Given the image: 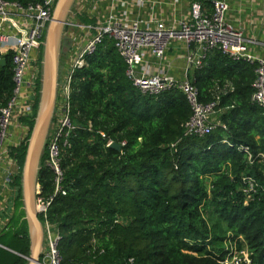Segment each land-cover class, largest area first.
<instances>
[{
	"label": "trees",
	"instance_id": "trees-1",
	"mask_svg": "<svg viewBox=\"0 0 264 264\" xmlns=\"http://www.w3.org/2000/svg\"><path fill=\"white\" fill-rule=\"evenodd\" d=\"M5 1L24 8L40 3ZM5 59L0 107L15 88L12 53ZM189 78L203 104L216 100L217 86H232L220 97L218 125L202 137L185 136L192 109L184 94L141 93L112 41L105 39L75 72V129L60 142L66 195L56 192L48 150L38 173V197L52 200L47 220L61 236V264H264V109L252 101L255 66L215 51ZM40 91L41 83L29 138L14 151L20 174L11 185L10 218L0 230V245L14 253L0 247V264H28L31 255L22 172ZM109 140L126 145L117 151L107 147ZM240 147L249 149L251 160ZM247 176L259 184L251 194L245 192Z\"/></svg>",
	"mask_w": 264,
	"mask_h": 264
},
{
	"label": "built area",
	"instance_id": "built-area-1",
	"mask_svg": "<svg viewBox=\"0 0 264 264\" xmlns=\"http://www.w3.org/2000/svg\"><path fill=\"white\" fill-rule=\"evenodd\" d=\"M57 2L40 0L24 8L0 0V61L12 53L15 84L11 100L0 107V212L6 218L10 217L7 208L11 185L20 174L14 151L21 149L30 135L29 121L34 116L42 81L40 49ZM254 3L257 0H75L71 18L65 24L70 29L67 38L71 47L58 80L56 122L48 146L47 166L56 174V192L66 195L60 188V142L75 129L70 105L73 76L87 66L88 58L105 39L114 43L125 62L126 77L141 93L156 96L178 89L184 94L192 109L185 136L210 134L218 125L220 97L232 90L231 85L217 86L216 100L201 103L189 72L201 68L211 52L255 66L252 101L264 109V0H258L260 9H254ZM246 8L254 11L248 14ZM177 66L176 76L173 70ZM114 143L109 140L107 147ZM239 150L252 159L248 148ZM243 181L247 185L245 192L250 194L259 186L254 177L247 176ZM51 201L38 197L45 236V250L38 264L62 262L61 236L47 220Z\"/></svg>",
	"mask_w": 264,
	"mask_h": 264
},
{
	"label": "water",
	"instance_id": "water-1",
	"mask_svg": "<svg viewBox=\"0 0 264 264\" xmlns=\"http://www.w3.org/2000/svg\"><path fill=\"white\" fill-rule=\"evenodd\" d=\"M75 0H58L52 22L45 38L44 72L41 81L40 103L31 137L28 141L25 164L22 172V197L25 220L28 223L31 237V255L28 264H38L42 248L43 226L38 217L36 199L40 193L38 173L42 158L44 142L47 137L53 113L56 107L58 72L60 65L61 39L67 18L70 16ZM64 42V46H65ZM44 46V45H43ZM7 64L6 59L0 61L1 66ZM111 148L120 151L121 146L114 143ZM1 248L8 250L5 247ZM12 252V251H10ZM14 253V252H12Z\"/></svg>",
	"mask_w": 264,
	"mask_h": 264
},
{
	"label": "rangeland",
	"instance_id": "rangeland-1",
	"mask_svg": "<svg viewBox=\"0 0 264 264\" xmlns=\"http://www.w3.org/2000/svg\"><path fill=\"white\" fill-rule=\"evenodd\" d=\"M71 18V15L67 18V21H69ZM67 27V28H66ZM65 30L63 31V35L60 37L59 41L63 38V37H67V35H69V32H70V29L68 28V26H65ZM46 43V42H45ZM45 43H44V46H43V49H42V62L40 64V70H41V75H43V72H44V68H43V63H44V57H45V52H46V49H45ZM41 56V54H40ZM39 56V57H40ZM64 62H65V58H63V60H61L60 62V65H59V72H58V80H59V77L61 76V73H62V67L64 65ZM58 80H57V84H58ZM41 92V91H40ZM40 103V102H39ZM55 111L53 113V118H52V121H51V124H50V128H49V131H48V134H47V137L45 139V142H44V148H43V153H42V157L43 155L45 154L46 150H48V146H49V143H50V140H51V134H52V130L55 126ZM42 159V158H41ZM36 206H37V212H38V217H39V211H38V197L36 199ZM10 218V217H9ZM9 218H6L4 217V214L2 215L1 212H0V222H2V225H0V230L4 228V226L8 223V219ZM42 223V222H41ZM43 226V225H42ZM2 231V230H1ZM0 231V232H1ZM43 233H44V229H43ZM10 237L9 235L8 236H5V239L3 240V243L4 244H9L10 241H9ZM1 246V245H0ZM244 258H246L244 256ZM241 258L238 257V258H235L232 260L231 263H235L236 260H240Z\"/></svg>",
	"mask_w": 264,
	"mask_h": 264
},
{
	"label": "crops",
	"instance_id": "crops-1",
	"mask_svg": "<svg viewBox=\"0 0 264 264\" xmlns=\"http://www.w3.org/2000/svg\"><path fill=\"white\" fill-rule=\"evenodd\" d=\"M263 0H259V2H262ZM254 5H255V7H253L254 9H260V6L262 5L261 3H258V0H257V3H254ZM245 11H246V13H250L251 11L253 12L254 10H252V9H248V8H246L245 9ZM181 62V61H180ZM180 62H176L175 64H178V63H180ZM173 72L176 74V76L178 75V73H179V66H177V67H175L174 68V70H173ZM1 200V199H0ZM0 203H2V201L0 202ZM42 233H43V231H42ZM30 235V234H29ZM30 245H31V237H30ZM44 250H45V236H44V233H43V238H42V248H41V252H40V258H41V256H42V254H43V252H44ZM40 260V259H39Z\"/></svg>",
	"mask_w": 264,
	"mask_h": 264
},
{
	"label": "flooded vegetation",
	"instance_id": "flooded-vegetation-1",
	"mask_svg": "<svg viewBox=\"0 0 264 264\" xmlns=\"http://www.w3.org/2000/svg\"><path fill=\"white\" fill-rule=\"evenodd\" d=\"M64 42L66 43L65 46H64ZM70 47H71V44L68 41V38L67 37H63V39L61 40V51L63 50V53H61L60 62H61V60H63V58L66 57Z\"/></svg>",
	"mask_w": 264,
	"mask_h": 264
}]
</instances>
